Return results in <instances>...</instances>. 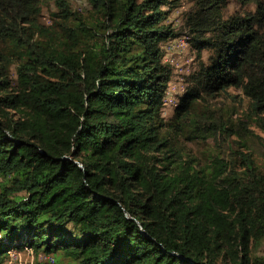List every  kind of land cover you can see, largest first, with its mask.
Returning a JSON list of instances; mask_svg holds the SVG:
<instances>
[{"label":"trees","instance_id":"obj_1","mask_svg":"<svg viewBox=\"0 0 264 264\" xmlns=\"http://www.w3.org/2000/svg\"><path fill=\"white\" fill-rule=\"evenodd\" d=\"M178 1L0 0V264L23 245L56 264H264V137L258 159L245 121L200 102L237 88L264 128V0H187L176 26ZM179 36L195 61L164 117ZM217 135L227 153L186 145Z\"/></svg>","mask_w":264,"mask_h":264},{"label":"rangeland","instance_id":"obj_2","mask_svg":"<svg viewBox=\"0 0 264 264\" xmlns=\"http://www.w3.org/2000/svg\"><path fill=\"white\" fill-rule=\"evenodd\" d=\"M179 5L170 9L166 20H169L174 25L180 23L181 12L188 8L190 2L187 0H179ZM70 5L72 8H77L84 12L88 8L87 0H71ZM227 11L232 9L239 8L238 3L235 0H230L227 3ZM51 10V9H50ZM49 10L47 8H42L41 11V20L43 22H48ZM172 40H177V47L170 50L166 56L163 55V63H166L170 68V77L168 80L167 91L164 90L163 93V107L161 108V114L164 117H167L172 112V104L175 101V96L182 89V79L184 75L192 68L194 65V51L191 50L186 43L184 36H179L172 38ZM164 54L166 52V44L163 46ZM201 57L204 59L207 51H200ZM169 89H174L172 95L169 96ZM178 89V92L176 91ZM200 102L207 106L208 108L215 111L216 114L222 112L224 115H229L231 119L237 120L238 118L245 121L246 127L249 128L250 133L246 139L245 147H241L243 150H252L255 157L261 159L260 154V138L264 137V128L261 126V123H257L252 116H250V110L247 106V98L240 92L239 89L234 87H227L225 90H222L216 93L213 96H206ZM263 115V112L259 113ZM250 116V117H248ZM264 121V115H263ZM231 138L239 140L237 135H231ZM235 143V142H234ZM232 144V143H231ZM187 147L190 148V151L195 156H198L199 159H203L206 154L210 151L220 150L224 153H227L229 149V144L222 139V136L217 135L213 139L212 137H206L205 139H196L194 141H189L186 143ZM264 247L263 243L257 244L255 247L256 251L261 252ZM48 256V257H46ZM53 258L52 264H56V260L50 254L34 253L30 247L23 245L22 248H10L6 251V255L3 257L1 264H51L50 258ZM46 259V263H45ZM48 260V262H47ZM65 262V261H63Z\"/></svg>","mask_w":264,"mask_h":264},{"label":"built area","instance_id":"obj_3","mask_svg":"<svg viewBox=\"0 0 264 264\" xmlns=\"http://www.w3.org/2000/svg\"><path fill=\"white\" fill-rule=\"evenodd\" d=\"M165 44H166V52H165L164 56H166L167 53H168L170 50H172V49H174L175 47H177V40H172V38H170V39H167V40L165 41ZM173 90H174V89H169V93H168L167 96H169V95L172 93ZM176 91L178 92V89H176ZM171 95H172V94H171ZM46 255H48V254H46ZM46 257H48V256H46ZM49 258H50V257H49ZM47 262H48V260H47ZM45 263H46V259H45Z\"/></svg>","mask_w":264,"mask_h":264},{"label":"clouds","instance_id":"obj_4","mask_svg":"<svg viewBox=\"0 0 264 264\" xmlns=\"http://www.w3.org/2000/svg\"><path fill=\"white\" fill-rule=\"evenodd\" d=\"M167 85H168V82H167ZM166 88H167V86H166ZM166 88H165V90H166ZM182 89H183V86H182ZM182 89H181V90H182ZM180 92H181V91H180ZM178 93H179V92H178ZM177 95H178V94H177ZM177 95H176V96H177ZM176 96H175V101H174V102H176V98H177ZM172 105H173V104H172Z\"/></svg>","mask_w":264,"mask_h":264},{"label":"bare ground","instance_id":"obj_5","mask_svg":"<svg viewBox=\"0 0 264 264\" xmlns=\"http://www.w3.org/2000/svg\"><path fill=\"white\" fill-rule=\"evenodd\" d=\"M50 263L52 264V257L50 258Z\"/></svg>","mask_w":264,"mask_h":264}]
</instances>
